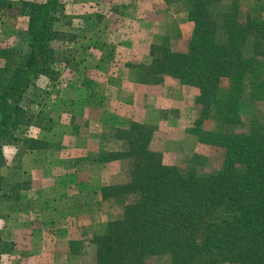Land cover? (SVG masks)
<instances>
[{"label":"rangeland","instance_id":"obj_1","mask_svg":"<svg viewBox=\"0 0 264 264\" xmlns=\"http://www.w3.org/2000/svg\"><path fill=\"white\" fill-rule=\"evenodd\" d=\"M23 1L42 3L45 0H10L11 8L0 9V74L2 70L16 68L29 51L28 15L21 9ZM107 1L113 2L59 0L53 23V30L58 35L47 47L46 75L31 80L18 103L20 114L15 130L0 141V247L7 252L1 256V264H26L22 260L32 251L36 254L35 264H96L93 238L104 232L109 221L119 219L131 200H102L100 195L102 186L129 180L131 162L120 160L102 164L97 158L107 151L124 148L122 142L114 139V130L131 121L154 127L149 149L161 153L166 165L186 170L194 165L195 155H200L207 159L205 169L208 170L218 168L222 161V150L199 144L197 136L191 133L199 112L196 88L164 77L158 84H143L150 86L152 91L146 99L147 95L131 84H140L135 82L139 76L135 68L115 74L118 80L124 79V84L116 83L117 89L107 90L92 81L99 66L85 65L90 48L108 49L113 44L101 35L110 32L109 27L101 23L104 9L100 5ZM133 1L139 6L145 2L131 0V3ZM152 1L153 24L148 30L151 35L137 44L138 55L128 63L133 67L150 63L151 45L185 51L192 32L193 24L186 20L185 2L163 0L161 5L157 3L159 0ZM118 2L109 11L130 1ZM230 2L223 0L222 6H228ZM239 4L241 16H244L249 9L264 6V0H240ZM123 42L124 39L119 43L120 47ZM10 75L5 72L2 78L7 80ZM91 83L93 87H90ZM88 95L92 100L100 101L101 108L89 104ZM243 97L239 113L244 125L264 120V100L253 101L246 94ZM118 103L120 107H117ZM102 110L105 118L99 121V126L94 125L92 120L98 119ZM86 111L88 116H85ZM66 126L73 134L90 132L92 137L88 144L69 138ZM220 128L218 122L209 119L201 122L199 130ZM57 129H61L63 136L56 137ZM73 144L82 148L74 157L69 146ZM40 176L50 180V184L36 190L34 182ZM45 209L55 211V215H43L41 211ZM27 241L34 244L33 250H25ZM67 244L71 256L65 262L63 246L68 247ZM147 263L171 264V261L167 255H158L149 258Z\"/></svg>","mask_w":264,"mask_h":264},{"label":"trees","instance_id":"obj_2","mask_svg":"<svg viewBox=\"0 0 264 264\" xmlns=\"http://www.w3.org/2000/svg\"><path fill=\"white\" fill-rule=\"evenodd\" d=\"M182 1L193 24L186 50L151 45L150 63L130 68L137 69L140 84L170 77L198 90L191 133L199 144L222 150V161L206 170L207 159L195 155L194 165L182 170L149 149L154 127L131 121L116 128L113 137L124 148L97 160L130 161V178L102 186L100 195L131 200L121 217L93 238L96 264H148L158 255H167L171 264H264V120L245 126L239 113L245 94L264 100V6L241 16L240 0L228 6L223 0ZM11 5L0 0V9ZM21 5L28 15L29 51L16 68L0 74V141L15 130L18 103L31 80L46 75L47 47L58 35L53 23L59 0ZM5 72L11 74L7 80ZM209 119L221 128L199 130ZM0 248L1 258L7 252Z\"/></svg>","mask_w":264,"mask_h":264},{"label":"crops","instance_id":"obj_3","mask_svg":"<svg viewBox=\"0 0 264 264\" xmlns=\"http://www.w3.org/2000/svg\"><path fill=\"white\" fill-rule=\"evenodd\" d=\"M117 1V2H116ZM112 3L110 2H104L103 4H101L100 6L104 9L103 10V18L101 23H103L104 25H107L110 29V32L106 31L107 35L104 33H101V35L103 36V38L105 40H107L109 43H113L112 45H110V48H102V49H96L91 47L90 48V52L89 54H87V61L85 63V65H90L95 67L96 65H98L99 67H97V71L96 74L94 72V75L91 77L93 82H97L98 85L101 87H105V89H117L116 88V83L118 85L120 84H124L122 80H118V78H115V74L119 73V72H128L131 71L130 68V59L131 58H136L137 52H136V46L137 44L141 43L144 40H148L150 37V32L148 31L153 24V3L154 1L152 0H145V2L143 4H140L141 6L137 5L135 1H133L131 3V0H129L130 2L124 6H120V8L115 7L114 11H109V9H111V7L116 4H119L120 2H118V0H116ZM157 3H161V5L163 4V0H159V2ZM120 9V12H118ZM107 19V20H106ZM110 26H113V28H111ZM108 29V28H107ZM123 45H119V43L121 41H123ZM116 45V46H115ZM125 48L123 49L124 51L126 50V55L123 54V50H120L119 48ZM110 49H113L112 51ZM107 50V51H106ZM125 56H127L129 58V61L125 60ZM95 65V66H94ZM102 73V74H99ZM132 82V81H131ZM130 82V83H131ZM136 85L137 90H140L141 92L145 93L147 96L145 97V95H143L146 99L148 96H150L149 92L152 93V91H150V86L147 85H143V84H135V83H131ZM93 85V84H91ZM144 88H141V87ZM162 88V87H161ZM150 89V90H149ZM132 95V94H129ZM138 95V94H137ZM133 96V95H132ZM104 98V97H103ZM103 103H104V99ZM117 102L120 100H116ZM132 101V100H130ZM84 103H86L85 101H83ZM109 102L106 101L105 103ZM123 101H121L122 103ZM89 104H95L98 107L102 106L99 103H89ZM120 104L118 103L117 107ZM101 108V107H99ZM103 109V107H102ZM104 110L101 111V113L99 112V117L98 119H93L95 121L92 120L93 124L99 126L101 119L103 120L105 117L102 116ZM84 113V112H83ZM91 115V114H90ZM85 116H88V112H85ZM86 119L90 122L89 118L86 117ZM104 123V122H103ZM67 127V132L66 135L69 138H73L75 140L78 141H87L86 144H88L89 142V138L92 137L91 133L88 132L87 134L84 135H77L76 133H72V131ZM55 132V131H53ZM52 133V131H51ZM56 137L63 136V132H61V129H57L56 130ZM75 136V137H74ZM81 136L85 137V138H81ZM79 138V139H77ZM87 139V140H86ZM74 141V140H73ZM81 141V142H82ZM82 142V143H83ZM77 145V143H76ZM90 145V144H89ZM70 147H72V157H74V154L77 153V151H82V148H76L75 145H69ZM70 151V150H68ZM85 151V150H84ZM50 180H45L42 176H40L39 178H37L36 182H34V188L37 190L38 188L40 189H44L47 188V184L49 185ZM34 195V194H33ZM47 195V194H46ZM35 196V195H34ZM48 196V195H47ZM46 196V197H47ZM46 197H43L42 199H45ZM43 215H55V211L51 212L50 209H45L43 211H41ZM33 238V237H31ZM25 244L27 246H24L25 250H33L34 249V244L31 243L30 241L25 242ZM68 247L63 246V249H65V253H64V259L65 262L67 261V259L71 256V251L69 250V245L67 244ZM22 253V252H21ZM27 257L26 259H23V263L24 260L26 261V264H35L34 263V258L36 256V254H34V252H30L26 254ZM30 255H32V257H30ZM62 263V261L60 262Z\"/></svg>","mask_w":264,"mask_h":264}]
</instances>
